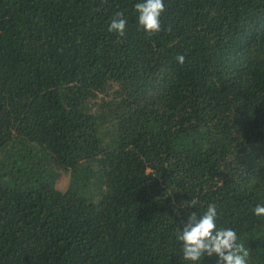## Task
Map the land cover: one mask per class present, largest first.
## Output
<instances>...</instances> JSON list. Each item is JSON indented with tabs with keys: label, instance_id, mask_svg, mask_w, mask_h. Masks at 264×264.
I'll return each mask as SVG.
<instances>
[{
	"label": "trees",
	"instance_id": "16d2710c",
	"mask_svg": "<svg viewBox=\"0 0 264 264\" xmlns=\"http://www.w3.org/2000/svg\"><path fill=\"white\" fill-rule=\"evenodd\" d=\"M140 2L0 0V264H191L212 203L264 264V0Z\"/></svg>",
	"mask_w": 264,
	"mask_h": 264
},
{
	"label": "clouds",
	"instance_id": "9594fccd",
	"mask_svg": "<svg viewBox=\"0 0 264 264\" xmlns=\"http://www.w3.org/2000/svg\"><path fill=\"white\" fill-rule=\"evenodd\" d=\"M138 23L149 34L161 32V17L166 11L164 0H143L134 5ZM127 20L123 12H116L108 31L125 37ZM170 31V29H169ZM180 64L185 62L183 55L177 56ZM196 200L185 203V207L194 208ZM257 217H264V204H257L253 209ZM218 213L215 203L209 204L201 215L192 212L183 225L176 229V239L182 243L183 259L191 264H199L207 255H216L218 264H249L250 253L244 243L239 242L237 231L231 227L218 226Z\"/></svg>",
	"mask_w": 264,
	"mask_h": 264
}]
</instances>
